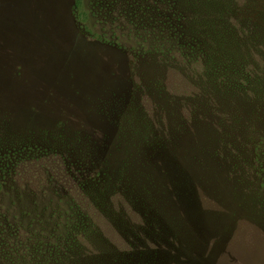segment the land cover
Segmentation results:
<instances>
[{
	"label": "rangeland",
	"instance_id": "rangeland-1",
	"mask_svg": "<svg viewBox=\"0 0 264 264\" xmlns=\"http://www.w3.org/2000/svg\"><path fill=\"white\" fill-rule=\"evenodd\" d=\"M206 2L0 0V264H264V0Z\"/></svg>",
	"mask_w": 264,
	"mask_h": 264
},
{
	"label": "trees",
	"instance_id": "trees-1",
	"mask_svg": "<svg viewBox=\"0 0 264 264\" xmlns=\"http://www.w3.org/2000/svg\"><path fill=\"white\" fill-rule=\"evenodd\" d=\"M206 1L207 2L205 4V7L207 6L206 7L207 10L209 12H211L210 14H213L214 16H216L217 14H219V15L223 14L225 12L226 8H224L223 6L226 5L228 8L232 7V3H230L232 0H221L224 3L221 7L216 2L218 0H206ZM197 4H199V0H195V5L194 6L196 7ZM192 5H193V2H192ZM220 8H222V12L221 13H217V11H220ZM259 13L261 15H264V10H261ZM210 25H216V23L215 22H213V23L211 22ZM227 27H228L227 25L223 24V26L220 29V33L224 37H226V38L223 37L225 43L228 44L231 41L232 47H233V42H234V44H235V42H238V41L235 40V38H237V35L239 36V32H236V31H233V30L231 31V29H228ZM211 28L212 29H207V30H213L214 27L212 26ZM203 29H205V28H202L200 30H199V28H197L196 31L199 30V34L202 36V33H203L202 30ZM217 31H218V29H217ZM218 33H219V31H218ZM204 34H206V33H204ZM240 34H241V32H240ZM201 36H198V34H197V38L200 41H201V39L199 37H201ZM241 36L242 37L241 38L238 37V39L239 40H241V39L245 40V38H244V36L242 34H241ZM216 41H217V39H215L213 42L216 44ZM219 43H221V42L219 41ZM227 44H225L227 47H231V44H228V45ZM199 50H201V47L195 49V51H198V52H199ZM210 50L212 52V48ZM212 53L209 54V53H205L203 51V54H205L204 56L202 55V57H200L199 54H197V56H199L202 59H203V57H205L206 58L205 60H208V64L210 66L209 65H205L206 64L205 63L204 66H203L204 68H207V67L210 68L211 67L212 70L213 69H217L218 70V66L221 65L223 67V65L222 64H218L217 61H215V57H218V56H216V55H214ZM227 53L228 54L223 55L224 58L226 59L227 63L224 62V69L220 70L221 71V75L223 76V82L226 81L227 84L228 83L229 84L230 83L234 84V86L233 85H229V84L228 85L231 86V89L233 91H235V90L238 91L239 90L238 92L240 94H247V95L249 94L251 96L254 95L256 98H264V71L263 70H259L258 68L252 69L250 61H249V59H247L248 56L247 57H243V58H240L242 56H237V58H236V57L233 56V51H231L230 49H228ZM237 54H238V50H237ZM233 59H235V61ZM232 61H234V62L232 63ZM253 67H254V65H253ZM235 83L237 85H235ZM248 99H250V97H248ZM185 141L186 142L188 141L190 143V142L196 141V139H195V137L193 139L192 137H190L188 135L187 137H185ZM185 153H186V156H187V158L189 160V164L192 167H195L194 166V163H195L194 159H195L196 153L194 152V150L193 151L187 150V151H185ZM202 169L204 171H207V170H209L211 172L214 171V167L211 166V163H208V162H207V165H206V162H204ZM223 183L225 185H227V183H225V182H223ZM224 187L227 188L226 186H224ZM166 197L171 198V196H169V195H166ZM210 197L211 196H209L208 198H206L204 196H200L199 197V195H197L196 196V200L198 202V205H201L202 208L206 206V209H207V205H211L212 206V204H213L212 202L216 201L217 204L220 203L219 205H222V207H224L222 200H220L219 198H217L215 196H214L215 199H213V200H211L209 202V200L211 199ZM90 204H91V207H94V209H96V206L94 205L93 202H90ZM213 205H215V204H213ZM207 210H209V209H207ZM223 213H226V211H224ZM225 215H228V213L225 214ZM214 217H215V219H214ZM211 220H214V221L217 220V216L216 215L213 216ZM221 220L223 221V216H222ZM213 224H214V226L216 225L215 223H213Z\"/></svg>",
	"mask_w": 264,
	"mask_h": 264
}]
</instances>
